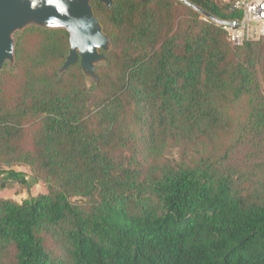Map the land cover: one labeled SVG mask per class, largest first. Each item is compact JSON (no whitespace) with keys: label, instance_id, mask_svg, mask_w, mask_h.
I'll list each match as a JSON object with an SVG mask.
<instances>
[{"label":"trees","instance_id":"16d2710c","mask_svg":"<svg viewBox=\"0 0 264 264\" xmlns=\"http://www.w3.org/2000/svg\"><path fill=\"white\" fill-rule=\"evenodd\" d=\"M91 4L93 83L61 72L64 28L17 32L0 71V191L19 165L47 188L0 197V264H264V36L234 45L181 0Z\"/></svg>","mask_w":264,"mask_h":264},{"label":"water","instance_id":"95a60500","mask_svg":"<svg viewBox=\"0 0 264 264\" xmlns=\"http://www.w3.org/2000/svg\"><path fill=\"white\" fill-rule=\"evenodd\" d=\"M100 1L110 7L114 0ZM181 1L217 23H230L190 0ZM31 25L66 29L70 52L61 72L80 58L86 76L97 80V65L107 61L106 52L111 48V40L95 14L91 0H0V71L6 63H15V34Z\"/></svg>","mask_w":264,"mask_h":264},{"label":"built area","instance_id":"2783aa9c","mask_svg":"<svg viewBox=\"0 0 264 264\" xmlns=\"http://www.w3.org/2000/svg\"><path fill=\"white\" fill-rule=\"evenodd\" d=\"M234 9L240 13L238 19L227 24L218 23L227 31L234 45L264 36V0H237Z\"/></svg>","mask_w":264,"mask_h":264},{"label":"rangeland","instance_id":"374dc122","mask_svg":"<svg viewBox=\"0 0 264 264\" xmlns=\"http://www.w3.org/2000/svg\"><path fill=\"white\" fill-rule=\"evenodd\" d=\"M8 65L9 67H13L14 64L8 62ZM88 80L90 83L95 81L91 76L88 77ZM174 156H177L176 151H174ZM14 168L26 172L28 185L26 186L20 183H15L12 187L1 190L0 197L13 198L19 202H22L26 198H30L32 196L38 195L39 193L47 191V188L42 181L38 182L35 180L29 167L19 165L15 166Z\"/></svg>","mask_w":264,"mask_h":264}]
</instances>
